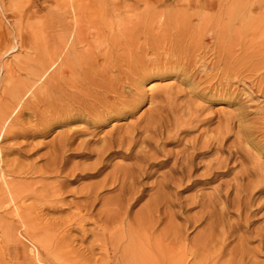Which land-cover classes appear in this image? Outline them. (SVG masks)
<instances>
[{"label":"rangeland","instance_id":"obj_1","mask_svg":"<svg viewBox=\"0 0 264 264\" xmlns=\"http://www.w3.org/2000/svg\"><path fill=\"white\" fill-rule=\"evenodd\" d=\"M220 30L221 33L224 31L223 35L228 37L222 35V38ZM213 31H217L214 34L222 40L218 37L216 39V36L210 39V33L212 34ZM233 34L236 39L232 38ZM184 37L189 44H186ZM197 40L201 43H196ZM227 40L231 42V45ZM263 44L264 0H0V200L7 199L3 191L5 179L7 182L11 181L12 184L20 186L27 196L21 199V202L14 201L9 206L0 208V264H121L118 258L120 252L111 249L108 234L111 232L112 237L115 234L114 239L119 237V246L122 248L125 246L123 242L126 243V238L122 236H126L128 226L125 224L120 226L118 222L115 223L116 221L114 224L113 222L104 224L105 217L102 218L103 221L98 220V214L100 216L104 214L99 211L103 208L101 205L103 201H99L82 224L75 222L73 217L79 209L76 202L83 200L82 192H80L83 187L97 183L112 169L113 163L126 164L132 161L113 153L104 159L105 166L99 174L87 175L93 173L97 167L98 147L100 149L105 145V140L102 138L107 136L110 130L114 136L121 134L124 130L118 132L114 129L113 120L116 124L121 123L122 128L125 127L124 125L135 124L142 127L147 121L144 118L149 113L155 114L161 109L169 116L182 118V120L188 119L191 115L192 122L187 131L180 134L181 139H168L158 144L159 149L155 153L156 158L153 159L157 162L166 159L165 153L180 150L182 142L192 140L195 135L199 141L207 140L210 135L212 137L223 122V119L215 113L219 103H222L219 107L222 115H234L233 126L230 125L223 149L218 152V155L221 154V157L225 158L228 156L229 149H239L241 154L239 157L228 156L230 157L227 161L230 163L229 166L236 159L233 162L235 165H232L228 173L210 183L196 188L178 190L177 196L181 200H188L192 195L200 192L211 193L212 188L214 189L219 181L231 179L240 166L255 163L260 171H263L264 154L244 139L264 141L262 128L264 97L256 90L250 89L249 73L244 72L237 78L228 77L227 73H222L223 69L228 71L225 68L227 56L235 53L236 58L239 56L242 59L244 55L253 53V49L254 53H257V48H261L258 46ZM225 46L227 49L230 47L227 53ZM185 48L188 50L186 51ZM220 54L222 57L219 56ZM79 57L84 59L81 60ZM66 58L71 59V66L74 70L76 69L75 71L67 72L64 66L60 65V61ZM165 58L173 62H165ZM88 59L91 62L89 65ZM257 59L260 60L256 56L255 60ZM52 61L54 65L48 68L45 76H55V80L57 79L54 80L55 86L47 83L40 89L32 87L29 93L27 89L36 70L42 66L41 64L49 65ZM175 61L192 65L193 68L190 66L185 75L189 82L184 80L183 75L169 76L161 81L156 77L148 79L142 89L141 86L139 87V91L145 90V93L141 102L131 113L120 116L119 119L106 120L98 127L89 125L83 118L64 125H59L56 121L64 113L66 90L92 92L88 96L91 101H97L92 98L96 95L93 91L101 89L88 81L92 79L99 83V74H104L107 79L119 78L123 86V95L129 99V95H134L135 89H131L132 86L129 87L125 78L126 73H131L130 75L136 80H141L154 71L153 68L162 67V64L166 67L182 66L180 64L178 67ZM82 66L85 68L83 69ZM87 67V72H84L83 70ZM132 69L136 70L134 74L131 72ZM221 74L224 75L221 78L223 84L227 83L230 86L227 92L225 90L222 92L221 85L218 88H212V84L215 86V83H218ZM70 81L76 87H69ZM151 81L158 82L155 86L157 95L153 97L150 90L146 89ZM162 85L171 86L165 92L169 93L168 96L164 95ZM60 88L61 91H59ZM232 90L234 93H230ZM91 94L95 95L90 96ZM57 96H60L61 100L64 97L65 101L61 102ZM123 97L120 96V99ZM79 98L77 96L75 100ZM18 101L21 103L20 109L10 112ZM204 117L211 119L207 122L198 120ZM239 118L244 125L253 130L248 138L241 132V136L235 139L238 127L235 121L238 123ZM84 127L93 130V133L76 135L66 144L61 141L62 134L67 129ZM114 149L119 147L113 146L111 150ZM214 152L211 149L197 157L196 161L199 163L202 161L200 164L210 160L214 162L216 157ZM198 166L199 168L193 173L196 176L204 171L201 165ZM56 167L58 171L55 172ZM150 169L153 173L145 177L142 182L146 187L142 197L129 207L130 218L142 212L143 204L154 192L152 182L168 169V165L162 167L155 165ZM251 178L258 179L255 175ZM101 195L105 199L117 195V192L105 188ZM253 201L254 206L251 209L256 207L258 202L263 204L264 190L255 193ZM21 204L28 206L23 219L16 215V207ZM173 209L177 211V215L172 220V226L175 229L177 227L184 229L183 217L185 214L194 216L199 211V206L189 210L183 208L182 211L175 205ZM84 211L81 209V213ZM260 213L251 214L247 222L242 219L240 228L229 237L225 236L224 227L219 226L214 232V241L201 247L196 240L207 227L205 221L190 224L184 232L185 240L175 246L177 258L182 260V264H233L240 256L237 248L240 245L239 236H242L246 238L244 246L249 252L243 264H264V240L259 242L256 237H252L253 231L263 225ZM227 218L232 222L236 220V215L229 212ZM167 221L168 219L165 218L157 223L156 231L165 229L168 226ZM103 228H105V237L102 236Z\"/></svg>","mask_w":264,"mask_h":264},{"label":"bare ground","instance_id":"obj_2","mask_svg":"<svg viewBox=\"0 0 264 264\" xmlns=\"http://www.w3.org/2000/svg\"><path fill=\"white\" fill-rule=\"evenodd\" d=\"M228 30H229V28H228ZM228 30H227V32H228ZM192 31H194V30H192ZM200 31H202V30H200ZM216 32L213 31L212 34L210 33V39L214 38L215 36H216L215 38L217 39L218 36L216 34H214ZM218 32H219V30H218ZM221 32L222 31L220 30V33ZM195 33H198V32H195ZM199 33H201V32H199ZM202 33L205 34L204 32H202ZM217 34H219V33H217ZM223 34H224V31L220 35L222 36ZM189 35H190V33H189ZM187 36H188V34H187ZM223 36L226 37L227 35L226 36L223 35ZM223 36H222V38H223ZM177 37H178V35H177ZM191 37H193V35ZM218 38L220 40H222L221 37H218ZM232 38H235V35ZM149 39H150V37H149ZM184 39H185V37H184ZM197 42H200V41L197 40L196 43ZM129 43H131V42H129ZM153 43L154 42L152 41V45H153ZM230 43L228 41L229 45H231ZM186 44H189V42H187V40H186ZM183 45H184V43H183ZM263 46H264V44L262 46L259 45L258 47H261V48H257L258 49L257 53L256 52L254 53V49H253V53H250L247 56L244 55V57H242V59H240L238 55H236V56H238V58H236L234 56L235 53L231 52L233 55L230 54L225 59L227 62V65L225 68H227L228 71H226L225 69H223V70L221 69V70L223 71L222 73H227L228 77H232V78H237V77H239V75H243L244 72L249 73L250 75H248V78H251V81L249 84L250 89L256 90V92H259L264 97V47ZM104 48H105V46H104ZM228 48L230 49V47H228ZM246 48H248V46ZM229 49H227V47H226V49H225L226 53H227V51H229ZM243 49H244V47H243ZM97 50H99V49H97ZM185 50H186V48H185ZM222 50H223V48H222ZM112 51H113V49H112ZM132 51H134V49ZM89 52L91 53V51H89ZM242 52H244V50ZM242 52H241V54H242ZM96 53L97 52H95V54ZM70 54H71V52H70ZM85 54H88V53H85ZM80 55H82V54H80ZM111 56L112 55H110V57ZM219 56L222 57L221 54ZM256 56L259 57L260 60H258V59H257L258 61L255 60ZM240 57H241V55H240ZM77 58H78V56H77ZM79 58L81 59V57H79ZM83 59H81V60H83ZM165 60H166L165 62H171L172 61L168 58H165ZM221 60H223V59H221ZM48 61H49V59H48ZM79 61L80 60H78V62ZM186 61H188V60H186ZM60 62H61V64H60ZM60 62H59V64L61 66H64L63 68L65 69V71L72 72V70L73 71L76 70V69L74 70L71 66L72 65L71 59L66 58ZM89 62L90 61L88 59V65H89ZM175 62L178 63V64L176 63L178 65V67L180 66V64H182V66L179 68H176L174 65H172L171 67H166L165 64H162L161 65L162 67L153 68L155 70L151 71L150 74H147L146 78H143L141 80H136L134 77H132L130 75L131 73L130 74L126 73L125 78L127 79L128 83H129L128 84L129 87L132 86L131 89H135V91H134L135 96L129 95V97H130L129 99L125 98L126 95H123V90H122L123 86L120 84L119 78L113 79L110 77L109 79H107V77H105L104 74H99V76H98L99 77L98 81H100L99 83L96 82V80L94 81V80L90 79L91 81H88V79H86V81H88V83H92L93 85L96 84L101 89V90L94 89L93 93L95 92L96 95L95 94L90 95V96L95 95V96H92V98L97 99V101L96 100L91 101L90 97L88 96V94H90L92 92L87 93L83 90H77V91L66 90V95H65L66 101L64 100L63 96H62L63 100H61L59 98L60 96L59 97L57 96V98H59L61 100V102L65 101L66 103L64 102L65 106H63V104H62L64 113L56 121L59 123V125H64V124L72 123L74 121H77L78 119L83 118L86 121V123H88L89 125L98 127L103 122H105L106 120H113L115 118L119 119L120 116L131 113L132 110L134 108H136L138 106V104L141 102V100L143 99V94L145 93L144 92L145 90L139 91L140 90L139 87L141 86V89H142V86L146 83V81L148 79H150L152 77H156L157 79H160L159 81H161L162 79H166V77L173 76V75H183L185 77L186 73L188 72L189 67L190 66L192 67V65H190L188 63H182V61H180V62L175 61ZM76 63H77V61H76ZM140 63H143V62H140ZM90 64H91V62H90ZM41 65L42 66H39V68L36 70V73L33 75V78H31V81H30L28 89H27L29 93L31 91L29 89L30 88L32 89V87H34L35 89H40L47 83H49L51 86L52 85L55 86L56 82H54V80L56 77L52 76V75L51 76L49 75L47 77L45 76L48 68L53 66L54 62L52 61L49 65H47V64L45 65L44 63ZM212 66H214V65L212 64ZM128 67H130V66H128ZM128 67H127V69H128ZM136 67L138 68V63H137ZM82 68H83V66H82ZM64 69H62V70H64ZM87 69H88V67L83 71L85 72ZM121 71H123V70H121ZM131 72H133V74H134L136 72V70L133 71V69H132ZM76 73H78V72H76ZM96 73H97V71H96ZM123 73H124V71H123ZM53 74H54V72H53ZM217 74H218V72H217ZM219 75H220V73H219ZM223 77H224V75L222 76V74H221V76L219 77L220 78L219 81H217L218 83H215V86H214V84H212V88H218V86L221 85L220 89L223 90L222 92H224V90H225V92H227L228 89L230 88V86H228L227 83L223 84V82L221 81V78H223ZM66 80H67V78H66ZM184 80L189 82V79L186 77L184 78ZM77 81H78V79H77ZM80 81H79V83H80ZM120 81H122V80H120ZM156 83L158 84V82H156ZM156 83H153V81H151V82H149V85L146 88V89L150 90L152 97L157 95L156 87H155ZM72 86L74 87L75 85L72 84V82H71L69 87H72ZM162 87H163L162 91H164V95L168 96L169 93H165V92H166V90L170 89L171 86L170 85H164V86L162 85ZM48 89H49V87H48ZM27 90H25V91H27ZM36 91L37 90H35V92ZM59 91H61V88ZM25 93H27V92H25ZM230 93H234L233 90L230 91ZM23 94H24V92H23ZM36 94L38 95V93H35V95ZM75 94H78L77 96L80 97L79 100H75V98L77 97ZM74 96H75V98H74ZM120 96H124L123 99H120ZM53 98H56V97H53ZM67 99H69V100H67ZM88 99H90V100H88ZM218 99L219 98H217V100ZM26 101H28V100H26ZM57 101H59V100H57ZM61 102L59 101V103H61ZM19 104H21V103H19V101L17 102L16 105L14 104L15 106L12 107V110L10 112L13 113L15 110H17L19 108ZM54 104H55V102H54ZM56 104H57V102H56ZM118 104H119V106H118ZM220 106H222V103H219V107ZM20 107L22 108L21 105H20ZM219 107L216 108L217 110H215V113H217V115L223 119V122L220 123L221 125L216 129V131L212 137L210 135V138L208 137L207 140L203 139V141H199L197 136L195 135L192 140L183 141L182 142V148L180 150L175 151V152H168L169 155H167L168 153H165L164 156L166 159H162L161 161H157V162L153 161V159L156 158L155 153L157 152V149H159L158 144H160V142H165L168 139H174V138L175 139H181L180 134L183 131H187L189 124H191V122H192L191 115L188 117V119L182 120V118L179 119L177 117L169 116L168 113H165L160 108L161 110L155 114L154 113H149V115L147 114L148 116H146L144 118L147 121H146L145 125L142 127H140V125L135 124V125H124L125 127L122 128L120 125L121 123L116 124L115 123L116 121L113 120L112 125H113L114 129H117L118 132L122 131L123 129L124 130L121 132V134L116 135V136H114L112 134V130H110L107 133L108 135L104 136L102 138L105 140L104 141L105 145H103V146L101 145L102 147L100 149L98 147V152L96 155L97 167H96V169L94 168L95 170L93 173H90V174L88 173L87 175L99 174L102 171L103 167L105 166L104 159L113 153L121 156V158H123V159H131L132 161L130 160L131 162L126 163V164L113 163V165H111L112 169H110L109 172L105 173L103 175L102 179L97 181V183H95V184H90V185L83 187L82 190L80 191V192H82L83 200L80 202L79 201L76 202V205H77V207H79V209H78L77 213L73 214V217L75 218V222H81V224H82V222L85 221L86 217H89L88 215H90L92 213L93 209H95V206L99 203V201H103L101 204L103 206V208H100L99 211H100V213H104V214H103V216L101 215L102 217L100 216V214H98V216H99L98 220H102V218L105 217L104 224H109L110 222H113L112 224H114V222L116 221L115 223L118 222L120 224V226L123 224L128 226L126 236H122V238H124V237L126 238V243L123 242L125 244V246H123L122 248H120V246H119V242H118L119 237L114 239L115 234L113 235V237L111 236L112 235L111 232H109V234H108V238H110L109 245H110L111 249L114 250L115 252H117L118 250L120 252V257L118 256V258H119V261L121 262V264H182V260L177 258V254L175 252V246L178 243H181L182 241L185 240L184 232H185L187 226H189L190 224H193V223L196 224V222H201V221H205V224L207 227L203 233L201 231L202 234L200 233L201 235L196 240V243H199L198 246H200V247L206 246L207 243L214 241V238H213L214 232L219 226L224 227V229H225L224 232L226 233L225 236L227 237V235H228V237H229V236H231V234L233 232H235L236 230H238L240 228V226H241L240 222L242 219H243V221L247 222L248 218L250 219L251 214L256 215V212L257 213L261 212L260 217L263 220V225L259 229L256 228V230L253 231L254 236H252V237H256L259 240V242H262L264 240V201H263V204H260V202L256 203L257 204L256 207L251 209V207L254 206V201H253L254 194L257 192L259 193V192L264 190V170L260 171V169L256 166L255 163H252L251 165H248V166L245 164H244L245 166H242V167L240 166V169L237 172L233 173V176L231 179L224 181V182L219 181L217 183L216 187H214V189L212 188L213 191L211 193L200 192L198 194L192 195L191 198H188V200H181L180 197L177 196V194L179 193L178 190H185V189H190L193 187L196 188V187H199L200 185L207 184V183H210L216 179H219L222 175H224L230 171V168H232V165H235V164H233V162H235L236 159L233 160L232 165L229 166L230 163H228L227 161L230 159V157H228V156L234 155L236 158V157H239L241 155L239 149H235V150L229 149L228 150V156L225 158L224 157L222 158L221 154L218 155V152L223 149L224 139L226 138V135H227L228 131L230 130V125L232 124V126H233L232 122H233V118H234L233 117L234 115L233 116L222 115L221 111H220L221 108H219ZM157 110H159V109H157ZM112 111H113V114H111ZM225 114H226V112H225ZM44 115H45V113H44ZM6 117H8V116H6ZM2 118H3V116H2ZM6 119H8V118H6ZM13 119H15V118H13ZM210 119L211 118L204 117V118H199L198 120H203V121L207 122ZM241 120L242 119L239 118L238 123H236V121H235V125L238 126L237 127V136L235 139H237L238 137L241 136L240 135L241 132L246 138H248L253 133L252 128H249L248 126L244 125L243 124L244 122L242 123ZM2 121H3V119H2ZM4 121H6V120H4ZM262 122H263V120H262ZM3 124H2V126H3ZM2 126H1V128H2ZM263 126H264V124H263ZM263 126H262V128L264 130ZM203 132H206V131H203ZM1 133H2V129H1ZM82 133H93V130H90V129L85 128V127L84 128H69L64 132V134H62L63 138L61 141L66 144L70 139H73V138H75L76 135H79ZM261 137L263 138V136H261ZM245 140L251 142L252 145L256 149H258L260 153L264 154V141H260L259 139H257V140L244 139V141ZM113 146H117V147H119V149L111 150L113 148ZM53 148H54V146H53ZM211 149H213L215 151L214 153L216 154V157L214 158V162H212L213 160L212 161L210 160V161H207L206 163L200 164L202 161H200V163L196 161L197 157L204 155L206 152L210 151ZM246 152L248 153L247 150H246ZM255 159L256 158H254V160ZM170 160H171V163L169 165ZM55 162H53V163H55ZM155 165H159L160 167L168 165V169L166 171H163L160 174L159 178L152 182V184H153L152 188H154V192L151 195H149L148 200L146 201L145 204H143L144 209L142 210V212L140 214L137 213V215H135V217L130 218L129 212H128L129 207L131 205L135 204L142 197L143 191L146 188L142 183L143 179L145 177H148L149 175H151L153 173V171L150 168L155 166ZM198 165H201L203 167L202 169H204V171L202 173L198 174L199 176H196L193 173L196 172V170L199 168ZM241 165H242V163H241ZM57 166H58V164H57ZM262 166H263V164H262ZM54 170H55V172H56V170L58 171V167H56V169H54ZM253 175H255V177H257L258 179L253 180L251 178ZM5 180H3V184L5 185V187H3V191L6 193L7 199L6 200H0V208L6 207L7 205L9 206V204L14 202V201L21 202L20 201L21 199H23L24 197H27L24 194V190L20 186L14 185L11 183V181L7 182ZM105 188H108L109 190H111V189L116 190L117 195L104 199V197L101 195V192ZM170 190H173V191H170ZM175 205L178 206V208H180V210L182 209V211H183V208H186V210H189L195 206H199V211H197L194 216L193 215L192 216L186 215V214H185V216L183 215L184 216L183 217L184 229H183V227H180V228L177 227L175 229V227L172 226V220H173L174 216L177 215V211H175L173 209V206H175ZM185 206H187V207H185ZM27 209H28V206H24L22 204L17 206L16 207V215L19 218L23 219V217L25 215V211ZM81 209H84L85 211L83 213H81ZM231 210H233V211H231ZM11 212H12V210H11ZM229 212H232L236 215L235 221L230 222L228 220L227 216H228ZM165 218L168 219V221H167L168 226L159 232L156 231V227H155L156 224L163 221V219H165ZM105 228L101 229L102 233H103L102 236H104V237H105V234H104ZM247 229L248 228L246 227V231H247ZM124 239H122V240H124ZM224 240H225V238H224ZM239 241H240L239 242L240 245H238L239 247L237 249L239 250L240 256L237 259V261L233 264H243L246 256L248 255L247 253H249L247 248L244 246L245 245L244 241H246V238L239 236ZM103 253H104V251H103ZM250 254H249V257L251 256ZM203 259H205V258H203Z\"/></svg>","mask_w":264,"mask_h":264}]
</instances>
